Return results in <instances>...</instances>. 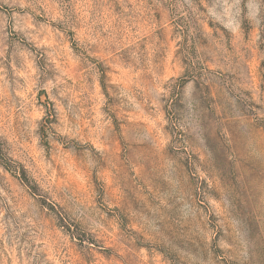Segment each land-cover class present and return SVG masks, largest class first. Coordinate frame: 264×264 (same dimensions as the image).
Wrapping results in <instances>:
<instances>
[{
  "label": "rangeland",
  "instance_id": "rangeland-1",
  "mask_svg": "<svg viewBox=\"0 0 264 264\" xmlns=\"http://www.w3.org/2000/svg\"><path fill=\"white\" fill-rule=\"evenodd\" d=\"M0 264H264V0H0Z\"/></svg>",
  "mask_w": 264,
  "mask_h": 264
}]
</instances>
